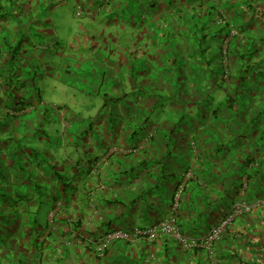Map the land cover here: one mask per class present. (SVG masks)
Wrapping results in <instances>:
<instances>
[{
    "label": "crops",
    "instance_id": "crops-1",
    "mask_svg": "<svg viewBox=\"0 0 264 264\" xmlns=\"http://www.w3.org/2000/svg\"><path fill=\"white\" fill-rule=\"evenodd\" d=\"M7 1L6 8L0 4V264H166L165 257L171 263H197L201 255L184 252L177 243L173 257L166 235L153 242L113 240L102 260L93 255L110 233L143 230L167 219L184 237L198 241L243 199L246 174L264 168L262 28L252 22L246 43H238L235 53L230 50L234 80L229 83L213 67L215 54L195 47L205 37L203 28L192 41L193 0L174 1L175 16L156 12L153 18L145 10L135 19L138 28L116 15L117 2L109 1L115 14L106 20L100 4L72 0L86 16L84 24L116 26L119 38L109 48H101L92 32H87L90 39L72 43L49 40L38 5L53 12V1ZM9 6L19 12L12 21L4 13ZM249 42L254 57L239 60ZM58 43L62 46L55 49ZM130 43L139 55L146 51L142 61L137 62ZM39 80L45 90H71L65 93L69 97L77 93L78 103L94 97L96 111L83 116V110L71 112L63 101L53 107L60 114L39 112L46 103L39 90L29 95L39 101L24 107L25 90L38 89ZM85 83L98 85L83 92ZM255 179L248 181L243 199L250 208L263 198L252 188ZM181 184L173 212L172 198ZM46 208L43 223L33 220ZM56 249L62 259L54 257Z\"/></svg>",
    "mask_w": 264,
    "mask_h": 264
},
{
    "label": "rangeland",
    "instance_id": "rangeland-1",
    "mask_svg": "<svg viewBox=\"0 0 264 264\" xmlns=\"http://www.w3.org/2000/svg\"><path fill=\"white\" fill-rule=\"evenodd\" d=\"M31 1H33V0H31ZM37 1L38 0H34V2H37ZM48 1H52V0H48ZM96 1H101V0H96ZM160 1L165 3V5H164L165 7L160 8L158 6L160 4ZM174 1L179 2V0H131V2L123 1V2H121L122 5L118 9V12L116 13V15H121L120 18L125 19V21L128 20L131 23L129 25L133 27V26H135L134 23L136 22L135 19L137 20L140 17L142 18L143 17L142 13L143 14L146 13L145 10L150 11V14L152 15L153 18H155L156 12H161V13L163 12L162 14H164L165 16H167V15L175 16L176 7L174 6ZM183 1H188V0H183ZM193 2H196L195 3V9L193 11L194 17H192V20L189 21V23H190L189 27H191V26L193 27V39H192V41L195 43L199 39V35L195 36V39H194V33L199 34L196 29L203 28V31H205V33H204L205 37H203L202 40L199 39V42L196 44L195 47L198 49V51L200 50V48L205 49V50L207 49V51H210V52H207V56L210 54V56L212 57L213 54H215V57L213 56V58L215 60V62H213L214 63L213 67H214V69H216L218 71L220 69V66H221V62L218 58V52L220 51L221 47H222L221 52H223L225 49V45H222V41H223L222 38L226 34L225 30L221 29V28H223V25L221 23L218 24V22H217V21H219L220 16H219V11H218L219 9L215 8V6H218L219 4L216 2L213 10H211V6H210L211 4H209V2H212V0H193ZM7 3H8L7 0H0L1 6L5 7V8H6ZM13 3L16 4V1L13 0ZM53 4H56L55 8H53V10H52L53 12H50L49 8L43 9V8H41L40 5H38V9L41 12L38 14V18H39V21L41 23V28L44 29L45 32L48 34L49 40H53L54 42H57V39H58L57 37H59V38H63L68 43H72L73 40L75 42H77L78 39H90L91 33H87V32H92L93 34L96 35L95 41L99 46H101V48H109L108 45L113 44L116 41V39L119 38L120 32L116 29V26H114V25H111V27H109V25L106 24L107 27H104V25H98L97 23L94 25L89 21L87 24H84L85 20H86V16L83 14L82 10H81L82 11L81 15L80 14L76 15V13H77L76 11H78V9H77L78 7L76 8L77 5H76L75 1L73 2L72 0H62L61 3H59L55 0H53ZM143 4L146 5V9H145V6H143ZM59 5H62V6L57 9L56 7H58ZM177 8H178V5H177ZM82 9H84V8H82ZM7 10L9 11L8 17L10 18L11 21L13 19H15L17 15H19V12H12V10H14L13 6H9L7 8ZM152 12H155V13H152ZM242 15H244V14L242 13ZM101 16H102V14H101ZM105 17H106V20H109L112 17V15L108 11L107 16H105ZM107 17H110V18L107 19ZM170 19H171V17L166 18V20H170ZM138 21H140V19ZM259 23H262L261 19H259ZM96 25H98V26H96ZM96 27H97V29H96ZM135 27L138 28V26H135ZM87 28L90 30L88 31ZM83 31H84V33L81 34ZM44 34L45 33L43 31L42 35H44ZM236 40H237V37L231 38L229 44L227 45L228 53L227 52L225 53V54H227V56H229L230 50L234 49V46L232 43L236 42ZM61 46H62L61 43H58V46H55V49H57V47H61ZM218 46H219V51L216 49V48H218ZM236 46H237V44H236ZM117 47H118V45H117ZM130 47H131V51L135 52L134 55L138 54V56L136 55L137 56L136 57L137 62L142 61L141 57L146 56V51H144L145 55H144V53H140V55H139V53H137L138 50L136 48H134L133 44L130 43ZM122 48L123 49L125 48L124 44H123ZM205 54H206V52H205ZM194 55L197 56L196 54H194ZM201 56L202 55H199L200 58H201ZM111 58L113 60L117 61V63H121L118 56L115 53H112ZM253 60H255V58H253L252 61ZM183 63H184V60H183ZM257 63L259 64V59H257ZM138 69L142 70L141 68H138ZM232 71L235 72V70H232ZM84 85L85 86L82 89L83 92H85V91L91 92V87L96 88V86L98 84L96 83V85L93 86V83L88 84V85H87V83H85ZM35 86L38 89L33 90L32 88H30V89L25 90L27 93L26 99H27L28 103H23L24 107L25 106L30 107L31 105H34L35 103H37L39 101V99L37 97L32 98L31 96H29L30 94H33L37 90H39L41 95L43 93H45V95H46V98L44 99L46 103H44L45 104L44 106L39 105V109H40L39 112H44V111L55 112V111H57L60 114L61 112L59 110H55L53 107L56 105V103L59 104L60 102H63V101L66 102L64 104H65L66 108L71 110V112L77 113V112H81L83 110L81 112V114H83V116H86L88 114V110H90L91 114L96 111L94 108L97 104L95 102V101H97V99H95L92 96H90L91 98H87V99H89V101H87V103L85 105L84 103L83 104L78 103L77 98H75L73 100L74 97H77V93L76 94L72 93V95L70 97H69V94H67V95L65 94L67 92L70 93L71 90L66 91V92H62L60 89L58 90V89H54L51 87H49L47 90H45V88L42 86V82L40 80L35 82ZM64 90H67V89H64ZM54 96H55V99L53 98ZM38 104H37V106H38ZM65 110L67 111V109H65ZM142 132H146V129L145 130L142 129ZM147 133H148V131H147ZM47 212H48V208L41 210L38 213L39 215H37V214L33 215V220L36 219L39 224L43 223L44 219L47 216ZM12 219H13L12 216H10L11 225H13ZM167 243H168V246L170 248V250H169L170 254L176 258L177 257V251H178V248L176 247L177 246L176 243L171 238H168ZM143 253H144L143 256H147L146 251H144ZM157 255L161 256L162 254H157ZM54 257H56L57 259L63 258V254L60 253V249H56V254L54 255ZM146 259L148 260V256ZM193 261H195V260H193ZM60 262L61 261H59V263ZM42 264H44V262H42ZM172 264H182V263L175 260V262H173ZM189 264H191V263H189ZM195 264H197L196 261H195ZM200 264H208V263L205 262V260L203 258V259H201Z\"/></svg>",
    "mask_w": 264,
    "mask_h": 264
},
{
    "label": "trees",
    "instance_id": "trees-1",
    "mask_svg": "<svg viewBox=\"0 0 264 264\" xmlns=\"http://www.w3.org/2000/svg\"><path fill=\"white\" fill-rule=\"evenodd\" d=\"M27 1L30 2L31 0H27ZM55 1L58 2L62 0H55ZM92 1H94L97 5L100 4V6H103V11H102L103 15L106 14L109 10L112 16L115 14L113 10L114 9L113 4L111 6V3L109 2L110 0H101V1L92 0ZM111 1L117 2V4L119 5L118 9L122 5V3L120 2L123 1L131 2V0H111ZM216 2L219 4L218 6H215V8L219 9L218 11L220 18L223 16V20L217 22L218 24L221 23L223 25V28L221 29L225 30L226 32L222 42V45H225V49L223 52H221L222 51L221 50L222 47H221L219 51V60L220 62H222L219 71L221 72V79H223V81H227L230 83L231 81L233 82L234 77L232 78L228 70L230 57L227 56V54L225 53L226 52L228 53L227 45L229 44L231 38L237 37L236 42H233L234 53H235V51L238 50V48L240 49L241 47V45L238 46V43H241L242 41L244 42L246 41L244 35H247L245 32L249 31L248 28L250 24L252 22H255L263 30L260 32L261 35L259 33V36L263 37L261 44L264 47V0H212V2H209L211 4L210 5L211 10H213ZM194 9L189 8V11L193 13ZM4 13L7 14L9 13V11H6ZM242 13L244 15H242ZM189 16L190 15H186V17L184 18L185 19L189 18ZM192 17H194V13ZM246 17L250 19L249 23L248 21L247 22L244 21ZM259 19H261L262 23H259ZM231 30L235 32L232 35L230 33ZM255 53H256L255 47L253 46V44L250 43L248 50L246 47L245 53H243V56H241L239 60H247L249 57L250 58L254 57L253 55ZM241 62L242 61H240L239 63ZM253 68L254 67H250V69L252 70V74L255 75L256 71H253ZM223 75H225V78L223 77ZM245 160L247 163L251 160L250 153L247 154ZM263 172H264V168L258 167L256 168V174L254 175L246 174L245 187L243 191L241 190L243 194L242 195L243 199L247 198L246 192L248 191V185H249L248 181L253 179L254 177H256L255 180L257 181V183H252V188H256L257 191L260 189L262 191L261 196L263 198L261 199V201H258V203L257 201L256 203L254 202L255 203L254 206L251 205V208H249L248 210H244L242 214L233 217L229 221L224 232L220 235V239L215 241V243L213 244L212 256H208L209 255L208 251H206L204 248L201 247H193L191 249L184 250V252L187 251L193 252L195 257H197V255L198 257L201 255V258L200 257L197 258L199 260V261L197 260V264H200V261L203 258L205 262H207L208 264H210L209 260L212 261L214 259H216L217 261L216 264H264V179L262 181L260 180L259 183V177H258ZM262 175H264V173ZM240 187L241 185L239 186L238 191L239 189H241ZM250 194H252V191ZM246 205L249 206V204L247 203ZM218 243L220 244L219 249L217 248ZM35 244L38 243L36 242ZM33 246L35 248L36 245ZM88 251L91 252L92 250L88 249ZM106 252L107 250L104 252L103 257L94 254V259L96 261L102 260L105 257ZM162 255L165 256V254ZM165 259H166V264H172L168 257H165ZM183 263L187 264V262H183Z\"/></svg>",
    "mask_w": 264,
    "mask_h": 264
},
{
    "label": "built area",
    "instance_id": "built-area-1",
    "mask_svg": "<svg viewBox=\"0 0 264 264\" xmlns=\"http://www.w3.org/2000/svg\"><path fill=\"white\" fill-rule=\"evenodd\" d=\"M80 12L78 11L76 15H79ZM223 20V16L219 19ZM231 35L235 32L231 30ZM225 43V42H224ZM225 78V75H223ZM146 139V138H145ZM144 141L140 142L142 146ZM141 148V147H139ZM184 189V185L181 184L174 192L172 203H171V210L174 212L179 205L181 194ZM242 192V191H241ZM250 207L246 205L245 201L241 199V201L236 202L231 207L230 211L223 216L218 223H216L213 227L210 228L208 233L204 236V238L200 240H189L188 238L184 237L181 232L172 224L170 219L162 221L156 225H153L149 228L128 232V231H116L106 235L96 246V254L100 257H103L104 252L107 250L109 244L113 240H125L130 241L135 238H144L149 242L154 241L159 235H166L173 238L179 247L184 251L186 249H191L193 247H201L208 251L209 256H212V248L215 241L220 239V235L224 232L226 226L228 225L229 221L244 212V210H248ZM53 213H50V218H52Z\"/></svg>",
    "mask_w": 264,
    "mask_h": 264
}]
</instances>
